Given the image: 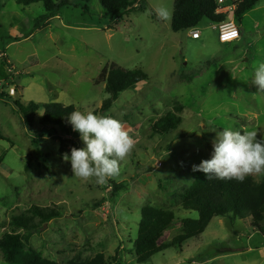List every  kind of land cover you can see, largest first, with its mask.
I'll use <instances>...</instances> for the list:
<instances>
[{
  "label": "rangeland",
  "instance_id": "rangeland-1",
  "mask_svg": "<svg viewBox=\"0 0 264 264\" xmlns=\"http://www.w3.org/2000/svg\"><path fill=\"white\" fill-rule=\"evenodd\" d=\"M59 1V0H55ZM50 19L38 20L43 3L23 6L0 0V54L12 61L10 80L0 100V240L25 231L11 225L24 212L41 207L60 216L35 220L38 230L31 244L58 264L91 261L103 254L106 264H264L251 218L214 217L206 230L182 245L160 251L151 261L138 263L134 242L143 219L142 209L173 210L176 222L158 244H170L182 234V219L198 218L172 192L198 178L193 165L211 158L216 132L257 130L264 138V92L251 79L264 63V0L248 10L241 21L235 12L243 0H229L242 35L221 43L215 24L204 19L188 32L171 28L175 0H147L146 11L108 18L99 0H70ZM168 7L170 18L158 9ZM39 21L40 26L36 27ZM200 31L199 39L193 38ZM124 69L142 68L149 79L121 93L111 109L99 111L109 96L106 84H96L107 63ZM33 101L38 109L30 121L15 104ZM74 105L75 110L109 114L118 119L134 140L120 163V174L99 185L95 179L73 176L71 149L61 150L60 137L84 144L70 124H43L47 103ZM31 113V109H27ZM168 113L181 117L168 134L153 125ZM34 139L45 154L39 155ZM261 182L264 175H252ZM113 182L124 183L114 202ZM250 248V249H249ZM0 264L7 261L0 249Z\"/></svg>",
  "mask_w": 264,
  "mask_h": 264
},
{
  "label": "trees",
  "instance_id": "trees-1",
  "mask_svg": "<svg viewBox=\"0 0 264 264\" xmlns=\"http://www.w3.org/2000/svg\"><path fill=\"white\" fill-rule=\"evenodd\" d=\"M105 15L112 18L115 15H130L132 11H146L148 9L147 0H99ZM261 0H243L235 16L241 21L242 16L251 10ZM18 4L30 6L31 4L43 3L47 12L38 20L50 19L58 11L73 2L70 0H17ZM217 0H175L172 14L171 28L174 32H188L197 28L204 19H208L213 24H218L227 20V15L218 13ZM40 26L39 21L36 27ZM12 62L6 52L0 54V100H4L8 95L7 82L10 80L8 69ZM149 79V75L142 68L124 69L116 63H107L102 69L96 84L105 83L109 96L104 100L99 111L105 112L112 108L122 92ZM20 112L30 121L32 111L38 109L37 103L31 101L27 105L15 101ZM31 109V113L27 109ZM75 111L74 105H64L62 103H47L44 105V112L40 117L43 124L68 125L66 117ZM181 117L175 113H168L160 118L153 125V131L158 134H168L178 128ZM0 139H9L0 130ZM61 150L68 148H78L77 143L72 139L60 137ZM39 155L45 154L40 148L39 141L34 139ZM198 178L189 186H180L172 192L175 199L182 201V206L187 210H195L199 213L198 218H184L182 223L184 231L177 236L170 244L159 245L158 242L164 232L176 222V214L173 210L162 211L154 207L142 209L143 219L140 225L138 238L134 242V249L137 254V262L144 263L151 261L160 251H164L172 245H182L190 238L203 233L211 220L216 216H230L233 218H251V225L257 228L259 234L264 237V180L256 181L252 176H248L243 182L236 180H218L207 178L203 172L196 171ZM128 187L124 183L113 182L114 202L117 195ZM41 216L48 221L60 216L58 212H49L41 207L35 208V214L24 212L14 216L11 225L25 231L21 233H8L0 240V249L5 259L14 264H58L55 261L46 259L32 246L31 237L38 230L35 217ZM69 264H106L103 254L97 255L93 260L73 261Z\"/></svg>",
  "mask_w": 264,
  "mask_h": 264
},
{
  "label": "clouds",
  "instance_id": "clouds-1",
  "mask_svg": "<svg viewBox=\"0 0 264 264\" xmlns=\"http://www.w3.org/2000/svg\"><path fill=\"white\" fill-rule=\"evenodd\" d=\"M163 20L170 18L171 10H157ZM259 92H264V63H259L251 79ZM72 130L80 134L84 146L73 147L63 160L70 161L73 176L81 180L95 179L99 185L120 174V163L134 147V140L123 124L109 114L96 115L75 110L67 117ZM257 130L234 131L229 127L216 132L212 142L211 158L193 165L207 178L243 182L248 176L264 175V138L257 139Z\"/></svg>",
  "mask_w": 264,
  "mask_h": 264
},
{
  "label": "built area",
  "instance_id": "built-area-1",
  "mask_svg": "<svg viewBox=\"0 0 264 264\" xmlns=\"http://www.w3.org/2000/svg\"><path fill=\"white\" fill-rule=\"evenodd\" d=\"M218 3V13H228L231 10H235L236 6L234 3H230L229 6L226 7L225 0H217ZM216 29L218 30V40L221 43H229L235 40H238L241 37V29L238 23L233 20H226L224 22L215 24ZM201 37L200 31H194L193 32V38L199 39ZM3 85L2 82H0V88ZM6 90V89H5Z\"/></svg>",
  "mask_w": 264,
  "mask_h": 264
},
{
  "label": "crops",
  "instance_id": "crops-1",
  "mask_svg": "<svg viewBox=\"0 0 264 264\" xmlns=\"http://www.w3.org/2000/svg\"><path fill=\"white\" fill-rule=\"evenodd\" d=\"M230 2L229 0H225V3ZM240 26V25H239ZM242 29H241V35H242ZM8 55V54H7ZM9 56V55H8ZM11 61V60H10ZM12 62V61H11ZM257 234H259V231H256ZM250 249V248H249ZM258 250L261 252L259 255L260 261L264 262V245L259 247Z\"/></svg>",
  "mask_w": 264,
  "mask_h": 264
}]
</instances>
